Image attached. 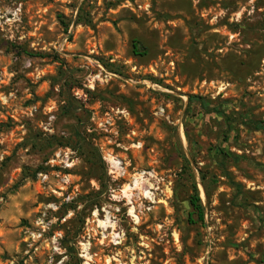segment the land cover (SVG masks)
<instances>
[{"label":"rangeland","instance_id":"374dc122","mask_svg":"<svg viewBox=\"0 0 264 264\" xmlns=\"http://www.w3.org/2000/svg\"><path fill=\"white\" fill-rule=\"evenodd\" d=\"M0 264H264V0H0Z\"/></svg>","mask_w":264,"mask_h":264},{"label":"built area","instance_id":"2783aa9c","mask_svg":"<svg viewBox=\"0 0 264 264\" xmlns=\"http://www.w3.org/2000/svg\"><path fill=\"white\" fill-rule=\"evenodd\" d=\"M120 114H122L123 117L125 116L124 112H120ZM48 125L44 127V130L50 132L51 128H48ZM96 128L98 135H102L106 139L111 133L112 119H103L102 121L98 122ZM103 159L108 160V175L112 181H116L125 175V167L117 157L107 152L103 154ZM73 163L72 152L69 149H60L54 154L52 158L48 160L46 167L51 169V174L56 177L61 183H63L64 186H69L70 176L65 172L73 167ZM39 177L44 182H49V173L41 172L39 174Z\"/></svg>","mask_w":264,"mask_h":264},{"label":"trees","instance_id":"16d2710c","mask_svg":"<svg viewBox=\"0 0 264 264\" xmlns=\"http://www.w3.org/2000/svg\"><path fill=\"white\" fill-rule=\"evenodd\" d=\"M133 49L135 50V53H136V51H138V43L136 41H134ZM71 86L72 85L68 83V87L70 88ZM193 98L194 97H192L190 99V101ZM69 108H72V107H70L68 104L65 105V106H62L61 114L62 115L71 114L73 110L71 111ZM76 137H77V141L78 142H80V143L85 142V140H84L85 138H83V136L78 131H76ZM84 146H87V145L82 144V146H81L84 149L83 150V155L87 156L89 158L88 160L90 161V158L92 159V157H94V155H95L94 152H96V151L94 150V152H92L91 148L88 147L89 149H87ZM193 193L194 194L190 197V199L188 201L189 202V206L192 209V212L189 214V217H192V215H196L198 221L202 222L203 221V207H202V204H201V200L199 199L196 186H193ZM189 220L192 221L191 219H189Z\"/></svg>","mask_w":264,"mask_h":264},{"label":"bare ground","instance_id":"6f19581e","mask_svg":"<svg viewBox=\"0 0 264 264\" xmlns=\"http://www.w3.org/2000/svg\"><path fill=\"white\" fill-rule=\"evenodd\" d=\"M146 194H149L148 192ZM131 213V212H130ZM132 214V213H131Z\"/></svg>","mask_w":264,"mask_h":264}]
</instances>
